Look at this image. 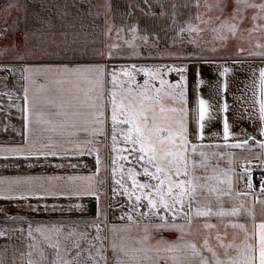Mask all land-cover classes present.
<instances>
[{
    "label": "rangeland",
    "instance_id": "374dc122",
    "mask_svg": "<svg viewBox=\"0 0 264 264\" xmlns=\"http://www.w3.org/2000/svg\"><path fill=\"white\" fill-rule=\"evenodd\" d=\"M254 2L259 4V0ZM225 4L226 7L222 13L220 8L215 6V0H0V32L3 33L0 38V47L7 50L0 55L2 61L8 60L9 57L14 59L15 54L20 52L24 35L26 40L28 38L31 43L33 42L34 46L35 27L38 31L43 30L45 51L50 52V48L54 46L53 51L58 49L67 52L65 55L60 54V58L67 57L72 61H83L82 67H100L104 70L101 77L89 73L85 82L76 84V87L83 84V89H80L82 94L75 92L78 96L91 97L93 100L99 94L101 96L104 93L107 94V119L103 129L104 134H101L98 141L92 138V146L87 153L89 158L84 161L99 160L100 162L98 189L94 201L88 206L89 210L77 212V215L62 216L60 219L57 215H42L41 210H45L48 204L43 203L36 212L35 184H28L26 216L8 218V215L0 212V232L4 233L0 236V264H28L29 259L39 260V255L29 245L40 244L43 239L41 233L50 235L52 229H59L63 235L75 234V238L85 249L81 253V259L91 264L88 260L90 242H95L96 247L101 246L100 241H93L97 235V227L94 225H98L102 230L100 235L108 264L114 262L112 254L108 252L118 236L116 232H113L114 226H120L122 223L135 226L136 224L127 219L128 214L139 220L137 212L147 211L146 208H137L135 212L130 213L131 205L136 202L135 196L129 200L117 181L132 192L129 169L135 173V180L141 184H155L156 181L143 175V168L148 166L147 157L145 156L143 160L139 159L138 157L142 154L138 151L132 152L131 142L124 140V134L129 125L118 124L113 132L111 93L116 94L117 103L129 89L133 92H147L149 95H155L156 90L160 89L161 95L165 92H174L178 96L181 91L179 86L183 85L181 69L193 65L191 62H185L184 59L189 61L198 58L236 57L241 55V50L245 46L258 43L259 9L243 10L244 20L235 35H232L227 28L214 31L220 28L221 22L226 20L235 8L233 0H225ZM253 15H257L258 18L253 20ZM193 28L196 30L192 31ZM55 56L58 54H53V57ZM94 60L96 65L88 63ZM2 61H0V68H2L0 74L7 69ZM10 64L11 68L13 64L17 68L22 67L21 63L11 62ZM69 65L75 64L71 62ZM19 69L24 71L23 68ZM161 80L165 82L163 85ZM146 81L147 84H145ZM169 86L178 87L173 89ZM98 87L100 90H97ZM20 90L19 86L18 91L14 93ZM166 106L180 108L181 104L178 98L168 97ZM167 115L169 118L179 119V113H167ZM113 134L116 136L115 142L112 139ZM161 135H167V133ZM193 145L196 146L197 161L201 159L200 152H204L209 157L206 161L207 172L203 168H198L196 174L214 177L208 180V185L217 188V194L210 197L215 210L218 208V211L222 209L226 211L227 207L231 210L233 207L239 209L241 205L243 208L247 207L248 201L234 194V190H237L234 185L237 180L243 178L244 180H241L245 183L244 190L249 189L246 186L249 182L253 188L255 179L262 173L258 172L260 171L258 167H253L252 176L251 174L247 176V168L250 166L246 167L247 163L243 161L238 162V158L257 159L259 152L217 151L211 149L209 145L191 143L188 146V153H192ZM81 151L74 152L76 163L82 162V158H77L78 155L85 154ZM30 155L28 154V166L32 162H56L54 161L56 154L48 151L43 152L42 161L40 154ZM150 170L154 171V168L150 167ZM43 186L45 189L46 185ZM77 191L80 190L76 189ZM135 191L139 195L141 190ZM217 197L222 204V209L216 205ZM77 207H75L76 210ZM80 208L83 209V207ZM224 218H226L225 215L217 216L220 221L227 220ZM153 219L158 220V217H153L152 221ZM200 219L203 223H210L211 220L209 216L200 217ZM134 228L132 234L136 237L139 232L136 227ZM29 232L36 238L35 241L29 236ZM80 234H85L86 238L81 239ZM164 235L167 234L152 232V236ZM42 250L51 259V249L44 245ZM90 251L92 256H96L95 248H91ZM29 252L33 253L31 257ZM74 254L73 251L70 255ZM96 258L99 259V257ZM100 264H104V261Z\"/></svg>",
    "mask_w": 264,
    "mask_h": 264
},
{
    "label": "crops",
    "instance_id": "0c3cea01",
    "mask_svg": "<svg viewBox=\"0 0 264 264\" xmlns=\"http://www.w3.org/2000/svg\"><path fill=\"white\" fill-rule=\"evenodd\" d=\"M261 2L262 0H259V3ZM258 15L260 17L257 27L258 43L242 48L240 56L198 58L189 61L184 59L185 62H191L193 65L183 68L185 70L183 72L185 77L183 87L186 107L189 109V128L191 130L188 139L191 143L203 146L204 144L209 145L211 149L217 151L259 152L257 159L238 158V162L243 161L247 163L245 164L246 167L250 166L247 168V176L250 174L252 176V170L255 167L260 170L258 172L264 174V148L260 147V143H264V135H261L260 132V129L264 128V122L259 119L258 103L260 99H264V83L261 82L260 78V69L264 68V55L252 54L264 52V18H261L264 17V12L259 10ZM33 32L34 36L36 35L34 46L33 42L31 43L28 38L26 40L24 35L22 38L24 42L22 41L20 52L15 54L14 59L9 57L6 61L1 59L0 61L2 63H21L22 67L18 66V68H23V70L26 67L86 68L85 66L82 67L81 62L83 61H72L67 57L60 58V54L65 55L67 52L58 49L53 51L54 46L50 48V52L45 51L43 30L38 31L34 27ZM0 50H3V48L0 47ZM53 54H58V56L53 57ZM17 56L23 58L20 59ZM71 62H74L75 65L70 66L69 63ZM94 62L96 60L88 63L94 66L96 65ZM225 68L228 69L227 73H224ZM23 75V82L20 85L21 90L18 93H9L0 87V212L6 216L8 215V218L12 216L25 217L27 214L28 184H35V211L38 212L37 209L42 207L43 203L48 204L45 210H41L42 215H57L60 219L62 216L77 215L79 212L88 211V206L94 201L98 189V166L100 162L84 161L89 158L87 153L91 149L92 138H94V141H98L101 136V134H98L99 129H104L106 126L107 94L104 93L103 96L99 94L93 100H91V97L78 96L75 92L82 94L80 89H83V84L77 87L76 84L85 82L86 79L78 78L75 74H62L60 76H54L52 73L40 74L35 77L37 81L35 85L25 79L28 73L23 71ZM84 75H88V79L89 73ZM92 75L96 76L95 73H92ZM53 78L64 81L63 84L55 87L64 90L65 107L61 110V115L59 116H41L40 112L46 113L49 106L40 104L38 105V111L33 108L32 102L36 97L41 100L46 99L45 93L39 91V86L48 84ZM198 81L199 84L197 83ZM26 88L28 89L27 93L25 92ZM97 90H100V87ZM104 90L106 92V83ZM72 97L77 99L73 106L69 108L67 102ZM98 97H103L99 99L98 104L103 112V115L99 117L103 121L102 124H97V117L93 115L96 112V107L93 105ZM198 98H203L209 102L211 105L210 112L214 117L213 120L205 122L203 139H198L195 134L196 124L191 111L197 107ZM224 105H227V110H224ZM72 111L78 114L71 115ZM65 112L69 114L65 115ZM44 120H51L52 123H37ZM225 120L229 124L231 133L228 139L223 136ZM247 137H251V139H248L247 143L244 144L243 141ZM234 144H242V147H232L231 145ZM75 150H82L81 153H85L77 157L78 159L82 158V162H75ZM45 151L55 153L56 158L54 161L56 162H32L28 166V154L30 152L35 156L40 154V160L42 161V154ZM60 153L61 155H59ZM29 178H31L30 183L23 182ZM241 179L244 180L243 178ZM241 179L237 180L234 185L237 189L234 190V194L245 198L249 205L239 208L240 212L237 216L225 215L226 218L224 219L227 220L220 221L217 219L218 215H210L211 220L208 224L213 225L210 229L203 228L204 223L199 218L200 224L191 229V231L186 228L183 236L179 230H168L164 231L167 235L162 237L153 236L154 239L150 243L155 245L156 239L160 238L169 242H180L183 239L194 241L199 246L204 237L210 235V246L215 247L217 244L216 236L219 234L224 237L226 231L228 235L224 238L225 243L232 242L233 234L235 233L236 243L242 246L241 242H246L245 232L241 229H234L232 224L244 225L249 237L253 233L258 234V225L264 222V214H262V211H264V191H255L252 185L249 187L248 184L246 186L249 189L244 190L245 183H242ZM43 185H46L45 189ZM76 189L88 194L77 195L75 194ZM50 190L54 191V193ZM48 193L50 194L47 195ZM22 196L24 198H21ZM76 206H78L77 210ZM80 207H83V209ZM222 210L225 211L224 209ZM215 211L218 212V208L215 210V207H213V213ZM230 211L231 209L227 207L225 212ZM169 219L171 220V216H169ZM147 222L145 220L142 224ZM153 222L159 221L153 219ZM175 223L185 224L186 222L184 219L177 217ZM131 226L128 223L114 226L117 230L115 232L118 234L114 243L118 247L122 237L125 238L131 247H141L137 241L144 235L142 227ZM134 227L139 232L136 237H133L132 234ZM121 229L124 231H120ZM217 251L221 254V259H223V249H217ZM108 252L112 254L114 262L119 257L126 264H135V261L145 257L148 258L145 260V264H173L172 257L174 256L182 264H193L190 253L186 250L175 253L163 250L158 252L155 247H152L146 252H130L129 256H124L117 249L116 256H114L110 247ZM202 255L211 260L209 252L202 251Z\"/></svg>",
    "mask_w": 264,
    "mask_h": 264
},
{
    "label": "snow or ice",
    "instance_id": "6c2138e0",
    "mask_svg": "<svg viewBox=\"0 0 264 264\" xmlns=\"http://www.w3.org/2000/svg\"><path fill=\"white\" fill-rule=\"evenodd\" d=\"M235 8L231 15L224 21L221 22L220 28L214 29V31H220L221 29L227 28V30L235 35L240 24L243 23L244 15L243 10L246 9H259L264 12V0L257 4L254 0H233ZM223 5V6H222ZM199 5L197 4V7ZM211 6V5H210ZM215 6L220 8L223 13L224 7H226L225 0H215ZM163 14V13H162ZM257 15H253L252 19L256 20ZM264 18V17H261ZM199 19V17H197ZM219 20V17H217ZM238 20V22H236ZM195 31L196 29H191ZM6 31V30H5ZM3 33L0 32V36ZM226 38V37H225ZM258 47H260L258 45ZM5 50H0V55L3 54ZM253 55H264V52L252 53ZM17 58L22 59L23 57L17 56ZM185 70L181 69V80L183 81L185 77L183 72ZM228 69H224V73H227ZM26 80H29L33 85L37 83L35 77L40 74L52 73L54 76H60L62 74H75L78 78L87 79L84 75L85 73H95L98 77H101L104 70L100 67L95 68H52V67H26L24 69ZM223 74V73H222ZM199 75V73H197ZM261 82L264 83V68L260 69ZM99 82V81H98ZM62 79H55L49 81L46 85H40L39 91L45 93L46 99L41 100L36 97L32 106L34 109H38V105L44 104L49 106L48 111L40 112L41 116L47 115L49 117L61 115V110L65 107V101L63 99V89L55 87L56 85L63 84ZM148 82L146 81L145 84ZM165 82L161 80V85ZM199 84V81L197 82ZM170 88H176L178 86H169ZM181 91L178 96L174 92H165L161 95V90L157 89L155 95H149L147 92H133L131 89L127 90L119 103L116 100V94L111 93L110 104L112 108V123L113 132H115L116 125L126 124L129 125L126 134H124V140L126 142H131L132 152H139L138 158L143 160L145 156L147 157L146 164L143 168V175L150 178L152 181H156L155 184L152 183H139L135 180V173L129 169V177L132 179V192H129L120 181L117 183L121 184V188L124 190V194L129 197V200L135 196V203L131 205L130 213L135 212L137 208H146L147 211L137 212L139 220L134 219L133 215L128 214L127 219L136 224L137 227H142L144 235L140 238L137 243L141 245L140 248H133L125 240L121 238L119 247L116 243L111 245L113 255L116 256L117 249L124 256H129V253H136L141 251H148L152 247H155L156 251H166V252H179L181 250H186L190 253L193 260V264H264V222L258 225L259 232L253 233L251 237L248 236L246 228L242 224L233 223L232 227L234 229H241L245 232V241L241 242V245L236 243V234H233L232 242L225 243V237L228 233L225 231L224 237L219 234L216 236L217 244L215 247L210 246L209 237L205 236L202 243L198 246L196 242L189 240H181L180 242H169L162 238L156 239L155 245L150 242L154 239L152 232L162 233L168 230H179L182 236L185 234V229L189 231L200 224L198 218L208 217L210 215H231L237 216L240 209L233 207L231 212H225L223 210L213 213V203L210 199L212 195L217 194L216 187H209L208 180L214 179V177H209L207 175H197V169L203 168L207 172L208 164L206 161L209 157L204 153L200 152L199 155L201 159L196 160V146L193 145L192 153H188V146L191 141L188 136L191 134L189 128V109L185 107V92L183 90V85L179 86ZM28 89H25L27 93ZM172 97L173 99L178 98L181 104L180 108L167 107L166 98ZM27 99V96H26ZM76 97H72L67 103L69 108H71L76 101ZM99 97L96 98V103L93 105L96 107V112L93 113L97 117L96 123L102 124L103 121L99 119L103 115L100 110ZM259 103V119L264 122V99H260ZM224 110H227V105H224ZM211 105L208 101L203 98H198L197 107L192 109V114L196 124L195 134L198 139H203V132L205 129V122L214 119L210 112ZM167 113H179V119L169 118ZM65 115L69 113L65 112ZM71 115H77L75 111L70 113ZM52 123L51 120L38 121L37 123ZM75 126V125H73ZM261 135H264V128L260 129ZM162 133H167V135H161ZM98 134H103V128L99 129ZM230 128L227 120L223 124V136L228 139L230 136ZM115 142L116 136L113 134L112 137ZM247 137L243 143L246 144ZM90 142V141H89ZM159 145V147H157ZM137 146L138 149H137ZM167 146V147H165ZM232 147H242V144H234ZM260 147L264 148V143H260ZM39 151V150H37ZM31 154V152L29 153ZM55 154V153H53ZM126 159V157H121ZM99 163V160L97 161ZM154 168V171L150 170V167ZM55 179V178H53ZM24 183H30L31 178L23 181ZM251 187V183L248 184ZM141 190L140 194L137 195L135 190ZM147 190V191H144ZM75 194H88L87 192L77 191ZM7 198V197H5ZM21 198H24L23 196ZM146 201V203H144ZM217 207L222 209V204L217 197L216 201ZM240 208H243L241 205ZM163 213V214H162ZM264 214V211H262ZM171 216V220L169 219ZM153 217H158V221L154 223L152 221ZM180 217L185 220V224H177L175 220ZM148 221L147 223H141L142 221ZM97 235L93 238V241H100L101 246L96 247L95 242H90V249H96V256L91 255L90 249L88 260L91 264H100L104 261V264H108L107 258L104 255L105 249L102 244V236L100 235L101 229L98 225ZM213 225L204 223L203 228L210 229ZM39 231V230H37ZM117 231L115 228L113 232ZM120 231H124L121 229ZM52 234L43 235V239L40 244L32 243L29 245L30 248L34 249L39 255V260L29 259L28 264H87V262L81 259V253L85 251L82 248L80 241L75 238V234L68 233L63 235L60 233L59 229L50 230ZM4 233L0 232V236ZM29 236L35 241V237H32V233L29 232ZM80 238L84 239L85 234H80ZM46 245L51 249V259H49L48 254H46L42 247ZM217 249H223V259H221V254ZM74 251V255H70ZM202 251H207L211 254V260L208 257L202 255ZM32 252H29V256H32ZM96 257H99L97 259ZM131 258V257H130ZM145 257L139 261H135V264H145ZM173 264H182L175 256L172 257ZM114 264H126V262L119 257L115 259Z\"/></svg>",
    "mask_w": 264,
    "mask_h": 264
},
{
    "label": "built area",
    "instance_id": "2783aa9c",
    "mask_svg": "<svg viewBox=\"0 0 264 264\" xmlns=\"http://www.w3.org/2000/svg\"><path fill=\"white\" fill-rule=\"evenodd\" d=\"M1 65V63H0ZM7 69L0 74L1 89L6 92L14 93L18 91V87L23 82V72L14 66L11 68L10 63H3ZM253 189L255 191H264V174L257 177L253 183Z\"/></svg>",
    "mask_w": 264,
    "mask_h": 264
}]
</instances>
